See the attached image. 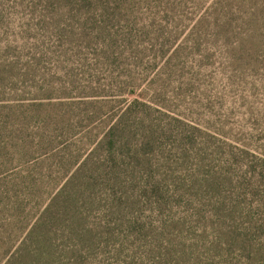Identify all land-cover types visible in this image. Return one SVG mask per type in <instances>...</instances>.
I'll use <instances>...</instances> for the list:
<instances>
[{"label": "rangeland", "instance_id": "obj_1", "mask_svg": "<svg viewBox=\"0 0 264 264\" xmlns=\"http://www.w3.org/2000/svg\"><path fill=\"white\" fill-rule=\"evenodd\" d=\"M169 1L0 0V264H264V13Z\"/></svg>", "mask_w": 264, "mask_h": 264}, {"label": "trees", "instance_id": "obj_2", "mask_svg": "<svg viewBox=\"0 0 264 264\" xmlns=\"http://www.w3.org/2000/svg\"><path fill=\"white\" fill-rule=\"evenodd\" d=\"M35 1H41L49 5L54 4H62V5H73L81 7L83 10H85L87 13H90L91 10L95 12V15L93 17H99L102 16V11L109 12L108 18L115 17V14L119 12V8L124 9L128 4L131 3H137L139 1L143 0H35ZM159 1V0H157ZM174 2L176 5H184L189 6L192 8H199L200 10H207V11H217L218 13H237V14H263L264 13V0H171L168 3ZM100 12V13H99ZM125 12V11H122ZM121 12V13H122ZM100 24L101 21L99 22ZM116 96H123V90L119 89V93ZM120 105V102H118ZM148 107L146 103L143 102H137L134 104H129L126 109L124 110V113H132L133 108L135 107ZM0 140V146L3 149L7 148V152H5V156L7 157L10 155V158L7 161V164H9V167L7 168V171H1L0 173V181L1 176L6 174V178L9 179V181H15V177L17 173L11 174L15 168L18 166H15L18 164V162H23V165L29 166V161L22 159H17V147L23 149L24 146L27 144L26 141L23 140L22 137L8 135V136H1ZM8 139V140H7ZM112 141V140H111ZM111 143L114 144L112 141ZM2 144V145H1ZM17 162V163H14ZM6 170V169H5ZM11 172V173H10ZM157 190V193H159V196L156 200V204H160L161 202L166 201L164 199L165 191H158L160 190V187ZM264 226V224L257 225L258 227ZM242 228L243 230L250 229L251 225L245 226ZM216 244H221V237H217ZM224 245V242L223 244Z\"/></svg>", "mask_w": 264, "mask_h": 264}]
</instances>
